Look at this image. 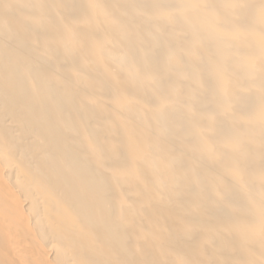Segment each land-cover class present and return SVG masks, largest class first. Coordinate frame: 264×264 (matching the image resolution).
I'll return each instance as SVG.
<instances>
[{
	"label": "bare ground",
	"instance_id": "bare-ground-1",
	"mask_svg": "<svg viewBox=\"0 0 264 264\" xmlns=\"http://www.w3.org/2000/svg\"><path fill=\"white\" fill-rule=\"evenodd\" d=\"M0 264H264V0H0Z\"/></svg>",
	"mask_w": 264,
	"mask_h": 264
}]
</instances>
